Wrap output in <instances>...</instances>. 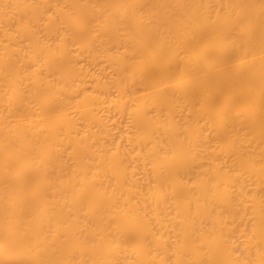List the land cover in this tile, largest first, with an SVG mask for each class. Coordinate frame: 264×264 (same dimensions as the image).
Returning <instances> with one entry per match:
<instances>
[{"label":"bare ground","instance_id":"6f19581e","mask_svg":"<svg viewBox=\"0 0 264 264\" xmlns=\"http://www.w3.org/2000/svg\"><path fill=\"white\" fill-rule=\"evenodd\" d=\"M0 264H264V0H0Z\"/></svg>","mask_w":264,"mask_h":264}]
</instances>
